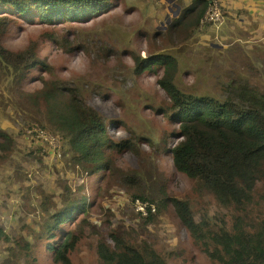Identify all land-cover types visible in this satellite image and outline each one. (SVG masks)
I'll return each instance as SVG.
<instances>
[{"label":"rangeland","instance_id":"rangeland-1","mask_svg":"<svg viewBox=\"0 0 264 264\" xmlns=\"http://www.w3.org/2000/svg\"><path fill=\"white\" fill-rule=\"evenodd\" d=\"M110 2L109 9L85 20L62 19L48 24L16 16L1 39L13 51L24 50L35 41L38 57L46 59L51 70L53 67L54 77L73 82L82 98L110 120L109 135L116 142L133 143L135 150L117 155L118 172L105 185L108 178H100L101 174L89 179L69 166L63 155L64 147L59 152L62 157L54 156L48 146L43 147L45 143L27 132L34 125L35 113L27 111L20 93L13 92V102L7 105L6 101L0 102V127L14 140L9 153L0 150V264L14 260L24 264H56L44 245L39 248L34 245L28 256L13 239L5 238L4 233L20 243L35 244L47 215L41 201L45 195L51 196L49 212L54 213L53 202L65 182L73 187L78 182L84 183L92 201L88 214L91 226H83L79 249L71 254L73 264H97L98 241L104 239L112 244L110 234L114 231L136 241L141 237L151 241L172 264H214L181 223L173 204L164 206L157 197L162 211L150 226H143L136 217L135 210H144V206L134 210L131 204L137 192L152 195L166 191L188 200L197 218L203 208L208 209L211 217L218 211L225 212L214 205L211 194L199 190L194 181L174 167L168 148L178 140L174 133L176 123L167 119L162 110L157 111L171 101L158 82L163 69L135 72L136 58L150 57L148 37L155 31H166L192 0ZM220 3L228 13L222 23H204L183 45L166 41L171 53L179 57L182 68L179 87L186 94L209 95L220 102L225 101L229 82H235L233 89L241 92H248L245 87L249 86L264 92V0H231L230 3L220 0ZM76 35L90 36V43L98 40L108 61L96 59L81 41L73 52L59 47L57 40L64 37L71 41ZM164 47L158 44L157 49L164 52ZM0 71L8 82L16 75L1 55ZM33 74L23 82L21 92L30 93L41 86L43 73L34 70ZM167 133L170 136L163 143L160 139ZM55 134L50 135L54 144L60 145V135ZM104 173L108 177L110 170ZM132 176L142 181L143 191L123 182L125 177ZM262 187L259 183L258 188ZM83 217V213L76 214L70 225L66 223L64 231L71 230L80 236L78 224ZM64 236L61 234L54 240L61 242Z\"/></svg>","mask_w":264,"mask_h":264},{"label":"trees","instance_id":"trees-1","mask_svg":"<svg viewBox=\"0 0 264 264\" xmlns=\"http://www.w3.org/2000/svg\"><path fill=\"white\" fill-rule=\"evenodd\" d=\"M212 1L192 0L166 31L151 34L148 37L150 59L137 57L135 72L142 74L163 69L158 82L170 95L171 101L163 108L158 107L157 111L162 110L167 119L176 123L174 133L178 140L168 148L174 167L194 181L199 190L211 194L215 199L214 205L225 212L218 211L211 217L208 209L203 208L197 218L188 200L166 191L153 192L152 195L135 193L133 209L137 202L145 205V211L134 209L136 217L143 226L153 225L161 215L162 208L157 201L160 197L164 206L174 205L181 223L214 264H264V92L253 86L245 87L248 92H241L233 89L235 82H229L224 102L209 95L186 94L179 87L178 79L182 72L179 57L172 54L166 45L167 40L185 44L201 27V20ZM110 6V0H0V55L16 71L12 82H8L0 71V102L6 101L7 105L13 102V92L20 93L27 111L35 113L33 126L48 134L58 133L62 142L52 146L40 137L39 132L33 131V126L27 132L45 143L43 147L48 146L54 156L62 157L59 152L64 147L63 155L69 166L89 179L101 174L100 178H108L105 185L116 177L117 155L134 151V144L116 142L109 135L107 123L110 120L82 98L73 82L54 77L53 67L51 70L48 61L38 57L35 41H31L24 50L13 51L4 46L1 39L9 32L16 16L49 24L62 19L85 20ZM221 9L228 17L222 5ZM83 37L76 35L71 41L64 37L56 40L61 49L70 52L79 47L81 41L96 59L105 58L107 62L109 57H105L103 45L98 40L90 43V36ZM158 44L165 45L164 52L157 49ZM34 70L43 73L41 86L30 93L21 92L23 82L34 76ZM243 106H248V109ZM169 136L167 133L160 140L167 143ZM0 137V150L7 154L11 151L13 137L1 127ZM107 170H110L108 177L104 173ZM123 182L138 191L144 190L137 176L125 177ZM259 183L263 184L261 189L258 188ZM84 185L78 182L73 187L65 182L53 202L56 207L54 213L49 212L51 196L43 197L41 208L47 215L35 244L20 243L6 233L5 238L13 239L28 256L34 245L36 248L44 245L56 264H73L71 254L79 249L84 237L83 226H91L88 214L92 201ZM150 206L156 210L149 211ZM78 213L84 214L78 224L80 236L63 229ZM61 234H65L61 242L54 240ZM110 236L112 244L104 239L98 241L97 264H172L171 259L147 239L141 237L136 241L116 231ZM9 264L24 263L14 260Z\"/></svg>","mask_w":264,"mask_h":264},{"label":"built area","instance_id":"built-area-1","mask_svg":"<svg viewBox=\"0 0 264 264\" xmlns=\"http://www.w3.org/2000/svg\"><path fill=\"white\" fill-rule=\"evenodd\" d=\"M221 19H222L221 10H220L218 4L215 2V3L213 4V6H212L210 9H208L207 14H206L204 20H205L206 22L218 23V22L221 21ZM43 137H44L47 141H49V143H50L52 146H56V145L54 144V139H53V137H52L51 135H48V136H47V134H43Z\"/></svg>","mask_w":264,"mask_h":264},{"label":"clouds","instance_id":"clouds-1","mask_svg":"<svg viewBox=\"0 0 264 264\" xmlns=\"http://www.w3.org/2000/svg\"><path fill=\"white\" fill-rule=\"evenodd\" d=\"M211 7H212V6H211ZM211 7H210V8H211ZM210 8H209V9H210ZM221 14H222V12H221ZM222 20H223V14H222V19H221V21L218 22V23H221ZM33 131H34V132H39L41 138H44V137H43V134H46V133H43V132H42L40 129H38V128H34ZM48 135H50V134H48ZM44 139H45V138H44ZM131 204L133 205L132 202H131ZM139 205H140L141 207L144 206V210H139V209H137L136 211H145L146 206L143 205L141 202H137V205L135 206V208L139 207ZM133 207H134V206H133ZM135 208H134V209H135ZM150 210H151L152 212H154L156 209H155L154 206H150L149 211H150Z\"/></svg>","mask_w":264,"mask_h":264},{"label":"crops","instance_id":"crops-1","mask_svg":"<svg viewBox=\"0 0 264 264\" xmlns=\"http://www.w3.org/2000/svg\"><path fill=\"white\" fill-rule=\"evenodd\" d=\"M230 1H231V0H229V3H230ZM215 2L218 4V6H219V8H220V10H221V12H222V14H223V11H222V9H221V3H220V0H213L212 3H211V6H213V4H214ZM211 6H210V7H211ZM206 14H207V12H206ZM205 16H206V15H205ZM205 16H204V18L201 20V26H202L204 23H213V22H206V21L204 20V19H205ZM223 20H224V14H223ZM223 20H222V21H223ZM221 23H222V22H221ZM216 24H217V23H216Z\"/></svg>","mask_w":264,"mask_h":264},{"label":"bare ground","instance_id":"bare-ground-1","mask_svg":"<svg viewBox=\"0 0 264 264\" xmlns=\"http://www.w3.org/2000/svg\"><path fill=\"white\" fill-rule=\"evenodd\" d=\"M147 59H150V58H147Z\"/></svg>","mask_w":264,"mask_h":264}]
</instances>
